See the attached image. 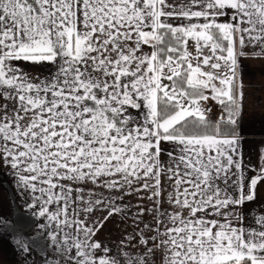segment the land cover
Returning <instances> with one entry per match:
<instances>
[{
	"label": "snow or ice",
	"instance_id": "6c2138e0",
	"mask_svg": "<svg viewBox=\"0 0 264 264\" xmlns=\"http://www.w3.org/2000/svg\"><path fill=\"white\" fill-rule=\"evenodd\" d=\"M0 174V264H264V0H0Z\"/></svg>",
	"mask_w": 264,
	"mask_h": 264
},
{
	"label": "crops",
	"instance_id": "0c3cea01",
	"mask_svg": "<svg viewBox=\"0 0 264 264\" xmlns=\"http://www.w3.org/2000/svg\"><path fill=\"white\" fill-rule=\"evenodd\" d=\"M250 63L253 66V68H255L260 62L259 61H251ZM253 75L256 78L254 82H258L260 80V73H259V71H254V72L250 73V75L245 78L246 81L247 80H250ZM248 91H251V89H248ZM249 103H251L250 100H249ZM257 111H260V110H257ZM258 138H259V135H257L256 139H258ZM245 148H248V145L247 144L245 145ZM0 181L7 182L8 181V177L6 175L0 174ZM2 191H3V189L0 188V192H2Z\"/></svg>",
	"mask_w": 264,
	"mask_h": 264
},
{
	"label": "rangeland",
	"instance_id": "374dc122",
	"mask_svg": "<svg viewBox=\"0 0 264 264\" xmlns=\"http://www.w3.org/2000/svg\"><path fill=\"white\" fill-rule=\"evenodd\" d=\"M108 227H109V228H112V227H113V223H110V224L108 225ZM107 234H109V233H107V232H106V233H102V235H107ZM113 238H115V237H113Z\"/></svg>",
	"mask_w": 264,
	"mask_h": 264
}]
</instances>
